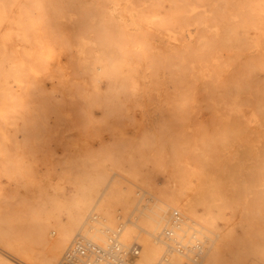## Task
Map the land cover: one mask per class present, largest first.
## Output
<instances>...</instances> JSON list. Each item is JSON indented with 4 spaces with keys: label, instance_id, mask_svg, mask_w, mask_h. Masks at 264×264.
I'll return each instance as SVG.
<instances>
[{
    "label": "bare ground",
    "instance_id": "6f19581e",
    "mask_svg": "<svg viewBox=\"0 0 264 264\" xmlns=\"http://www.w3.org/2000/svg\"><path fill=\"white\" fill-rule=\"evenodd\" d=\"M50 1V7H57L55 0ZM88 1L96 2L102 11L109 4V14L118 20L111 33L101 34L76 50L79 70L92 76L100 70L110 80L120 81L121 91L133 93L143 82L156 81L162 71L174 79L180 94L222 97L215 98L214 104L228 106L238 114L237 123L229 128L237 129L242 141L246 161L242 173H256L261 182L264 0ZM43 6L40 0H0V106L13 109L23 105L33 94V78L40 72L38 63L54 54L52 44H37L31 49L23 45L32 30L53 33L42 20L52 9L44 11ZM157 36L163 39L162 52L156 50ZM74 82L71 77H62L58 86L64 93L69 87L77 90ZM26 123L14 125L0 108V155L6 163H12L13 171L20 172L12 173L14 187L6 191L0 204V264H64L78 235L104 243L105 236L97 230L117 231L119 215H123L125 224L117 245L138 242L141 249L137 264H159L174 252L161 244L158 236L171 224V211L175 209L182 212L188 226L208 240L202 264H264V188L251 200L247 188H212L210 195L232 212L227 227L219 229L215 228L212 205L197 195L203 191L201 181L192 180L191 173L178 165L170 170L169 184L158 187L145 165L109 154L105 160L112 164L111 171L117 168L116 173L99 167L86 176L55 173L57 181L50 192L43 182L52 181L53 173H33L28 169L31 166L20 170L10 155L13 138L19 136L17 131L36 122ZM67 179L75 187L71 194L60 189ZM148 193L155 198L152 204V196L142 203ZM195 198L203 204L204 212L196 211ZM173 204H185L191 217ZM123 210L127 214H122ZM95 212L102 218L95 229H89ZM112 221L114 224L108 223ZM173 258H178L175 253Z\"/></svg>",
    "mask_w": 264,
    "mask_h": 264
},
{
    "label": "rangeland",
    "instance_id": "374dc122",
    "mask_svg": "<svg viewBox=\"0 0 264 264\" xmlns=\"http://www.w3.org/2000/svg\"><path fill=\"white\" fill-rule=\"evenodd\" d=\"M40 3L44 11L52 9L42 20L52 27L53 33L32 30L23 45L31 49L37 44H52L54 54L38 63L40 72L33 78V94L23 105L13 109L0 106L14 125L36 122L17 131L19 136L10 145V155L20 170L31 166L28 169L33 173H53L52 181L43 182L46 190L52 192L57 181L55 173L86 176L95 173L96 167L116 173L117 168L111 171L112 164L105 160L109 154L145 165L158 187L169 184L170 170L178 165L191 173L192 180L201 181L203 191L197 195L212 205L217 220L214 227H227L231 209L215 200L210 190L247 188L251 200L264 188V184L260 185L264 179L257 181L256 173H242L246 163L242 141L237 129L229 128L237 123V112L222 104L215 105V98L219 100L220 96L178 93L174 79L162 71L156 81L143 82L134 93L121 91V82L110 80L100 70L94 76L84 74L75 61L76 50L115 29L113 25L118 19L109 14V4L102 11L96 2L88 0H55L54 8L49 6L50 0ZM155 45L158 52L165 50L162 36L156 37ZM66 75L76 81L77 90L69 87L64 93L58 86ZM260 78H264V73ZM78 140L79 144H75ZM11 166L0 155V204L6 191L14 187L12 173H20ZM199 171L205 173H196ZM60 189L71 194L75 187L67 179ZM152 192L158 195L155 189ZM151 196L148 193L142 203ZM154 199L152 196L149 204ZM197 199L196 211L202 213L204 206ZM175 207L190 216L185 204ZM127 212L121 211L124 215ZM237 229L240 233L241 227Z\"/></svg>",
    "mask_w": 264,
    "mask_h": 264
},
{
    "label": "built area",
    "instance_id": "2783aa9c",
    "mask_svg": "<svg viewBox=\"0 0 264 264\" xmlns=\"http://www.w3.org/2000/svg\"><path fill=\"white\" fill-rule=\"evenodd\" d=\"M171 224L159 235L158 240L165 246H170L178 258H166L159 264H202L207 251V241L193 227L187 225V220L178 209L171 211ZM117 231H99V235L105 236L106 243L99 242L82 234L78 235L72 243L64 259V264H137L141 246L138 242L125 244L126 247L118 246V238L125 224L123 215H119ZM102 216L95 212L91 217L89 229H95ZM106 234H105V233ZM199 235V236H198Z\"/></svg>",
    "mask_w": 264,
    "mask_h": 264
}]
</instances>
